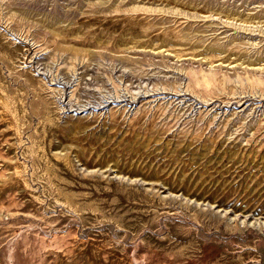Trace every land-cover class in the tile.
Returning <instances> with one entry per match:
<instances>
[{
	"label": "rangeland",
	"instance_id": "1",
	"mask_svg": "<svg viewBox=\"0 0 264 264\" xmlns=\"http://www.w3.org/2000/svg\"><path fill=\"white\" fill-rule=\"evenodd\" d=\"M262 64L264 0H0V264H264Z\"/></svg>",
	"mask_w": 264,
	"mask_h": 264
},
{
	"label": "bare ground",
	"instance_id": "2",
	"mask_svg": "<svg viewBox=\"0 0 264 264\" xmlns=\"http://www.w3.org/2000/svg\"><path fill=\"white\" fill-rule=\"evenodd\" d=\"M228 11V10H227ZM231 13H237V14H239L240 16H243V17H245V18H247V19H252V18H255V17H262V16H260V15H257V14H243V13H239V12H237V11H233L232 10V12ZM54 30V29H53ZM185 38V37H184ZM216 46V45H215ZM216 47H218V46H216ZM216 47H214V48H212L211 47V49H209V52L212 54V53H215V51L217 50L216 49ZM219 49H220V47H219ZM222 49V48H221ZM223 50L224 51H226V49H222V51H220V52H222L223 53ZM218 51V50H217ZM236 53V52H235ZM198 54H199V52H198ZM211 54H210V56H211ZM254 57V56H253ZM259 57H263V56H259ZM205 59H207L208 61H210L209 60V56H207V57H204ZM258 58V57H257ZM257 58H252V57H250V55L249 54H247V52L246 53H241V54H237V58H236V64H238V65H241V66H244L245 68H252V67H255V65L257 64V61H259ZM262 60V59H261ZM223 61V60H222ZM235 61V60H234ZM263 65V64H262ZM264 66V65H263ZM259 67H261V66H259ZM258 68V67H257Z\"/></svg>",
	"mask_w": 264,
	"mask_h": 264
}]
</instances>
